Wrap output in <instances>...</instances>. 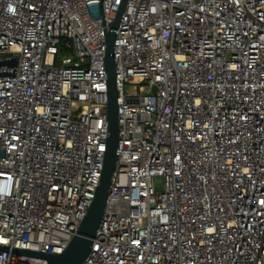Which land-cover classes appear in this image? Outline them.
Returning a JSON list of instances; mask_svg holds the SVG:
<instances>
[{
  "label": "built area",
  "instance_id": "1",
  "mask_svg": "<svg viewBox=\"0 0 264 264\" xmlns=\"http://www.w3.org/2000/svg\"><path fill=\"white\" fill-rule=\"evenodd\" d=\"M121 3L0 0L17 59L0 65V264H48L14 249L63 252L95 197ZM115 59L119 158L83 264H264V0H127Z\"/></svg>",
  "mask_w": 264,
  "mask_h": 264
},
{
  "label": "water",
  "instance_id": "2",
  "mask_svg": "<svg viewBox=\"0 0 264 264\" xmlns=\"http://www.w3.org/2000/svg\"><path fill=\"white\" fill-rule=\"evenodd\" d=\"M127 0H122L115 20L111 24L106 36V69L108 80V137L107 149L104 158V167L101 179L97 187L95 197L88 208L86 215L78 226L73 238L68 246L60 253H46L34 250L15 248L14 251L25 253L36 257L45 258L48 264H83L92 251L94 239L98 236L103 216L105 213L109 188L112 185L113 176L118 162L119 147V113L118 97L119 90L117 86V61L115 59V40L117 28L119 27L122 14L124 12ZM9 62L13 66L17 65V59H0V65ZM14 73V70L9 72ZM8 73V74H9ZM0 74L2 73L0 71ZM9 247L0 245V250H8Z\"/></svg>",
  "mask_w": 264,
  "mask_h": 264
},
{
  "label": "rangeland",
  "instance_id": "3",
  "mask_svg": "<svg viewBox=\"0 0 264 264\" xmlns=\"http://www.w3.org/2000/svg\"><path fill=\"white\" fill-rule=\"evenodd\" d=\"M162 182V178L161 177H157V183H161Z\"/></svg>",
  "mask_w": 264,
  "mask_h": 264
}]
</instances>
